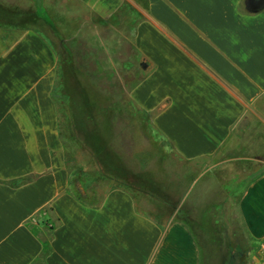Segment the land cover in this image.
<instances>
[{
	"label": "crops",
	"instance_id": "obj_1",
	"mask_svg": "<svg viewBox=\"0 0 264 264\" xmlns=\"http://www.w3.org/2000/svg\"><path fill=\"white\" fill-rule=\"evenodd\" d=\"M77 1L102 21L125 2L141 13L131 39L101 29L109 55L143 71L133 100L185 164L206 166L194 179L230 169L240 179L259 175L236 216L249 239L264 237V0ZM70 16L84 23V14ZM242 49L253 50L247 62ZM57 66L44 35L0 26V264H202L186 222L139 214L120 189L97 208L69 192L53 97ZM23 177L31 180L6 184Z\"/></svg>",
	"mask_w": 264,
	"mask_h": 264
},
{
	"label": "rangeland",
	"instance_id": "obj_2",
	"mask_svg": "<svg viewBox=\"0 0 264 264\" xmlns=\"http://www.w3.org/2000/svg\"><path fill=\"white\" fill-rule=\"evenodd\" d=\"M125 3L109 17L105 27L94 23L89 10L77 0H0V22L41 33L58 58H65L63 77L59 85L55 81L53 95L57 97L63 91L67 102L57 100L58 111L63 109L83 144L74 162L83 167L79 180L87 194L101 197L110 186L124 184L143 213L164 222L181 220L192 227L201 248L202 264H228L229 259L233 264H257L263 237L253 240L246 235L236 216L237 191L231 196L229 190L241 188L247 179L234 181L224 176L194 179L206 166L187 165L166 154L146 134L145 126L135 114L144 111L132 98V90L143 71L123 55L110 56L106 48L109 41L101 39L103 28L116 29L114 37L116 34L122 39L133 37L141 13ZM70 13L84 14V23H77ZM60 39L63 46L59 45ZM77 113L85 116L84 121L76 120L79 124L83 122L79 128L74 124ZM93 123L102 142L92 135ZM105 144L112 150V164L107 163L108 157L103 158L104 168L111 170L116 179H84V172L95 174L96 178L102 176L95 164L99 158H93L92 150L94 146L96 151L101 146L106 150ZM260 156L264 159V152ZM71 160L67 158L66 164L73 165ZM248 167L249 163L244 169ZM119 174L123 175L122 179L118 178Z\"/></svg>",
	"mask_w": 264,
	"mask_h": 264
},
{
	"label": "trees",
	"instance_id": "obj_3",
	"mask_svg": "<svg viewBox=\"0 0 264 264\" xmlns=\"http://www.w3.org/2000/svg\"><path fill=\"white\" fill-rule=\"evenodd\" d=\"M91 19L93 21H95L96 23H99V25L101 26H107L108 22L107 21H102L101 19H99L98 17L91 15ZM0 26H7L4 24H0ZM8 27V26H7ZM10 27H15V28H19V29H24L20 26H10ZM60 46H63V40L60 39ZM51 44V43H50ZM65 47V46H64ZM55 52V51H54ZM57 55V53H56ZM58 57V55H57ZM64 61L65 58L64 57H60L58 58V66H57V79H56V83L57 85H59L61 83V79L63 77V72H64ZM54 100L56 102H58L57 100H61V102L66 103L67 101L65 100V96L63 94V91L60 90L59 93L57 94V97L54 96ZM65 97V98H64ZM67 99V98H66ZM135 114L138 115L139 119L142 121L143 126H145V131L146 134L152 138L154 141L158 142V144L163 148V150L166 151V154H171L173 155L176 159H178L180 162H187L186 160L182 159L169 145L168 141L162 136L160 135L156 129L152 126V121H151V115L149 113H147L146 111H138ZM85 116L81 117V114L77 113L76 118L74 119V124L79 128V125H81L82 123H77L76 120L77 119H82L84 121ZM58 122H59V137H60V141L62 144V147L64 149V154H65V160L68 158H70L71 162H73V165H68V163L66 164V168L68 170V174H69V179H72L70 181V185H69V192H71L74 197H76V199H78L80 202H82L84 205L92 207V208H97L100 203L102 202L103 196L110 190L112 189H120L123 191H127L128 193L131 194L130 192V188L124 184H117L116 186H110L109 190L105 191L104 194L101 197H96L95 194L91 195V194H87L86 193V189L84 187V184L79 180V174L82 173V166L78 165L77 163L74 162L75 158L77 157L78 153L80 152V150L82 149L83 144L80 141V136L79 133L75 130H72L73 127L71 128V125L67 119V116L63 113V109L60 108L58 111ZM87 122V120H86ZM74 125V126H75ZM90 128H94V130L91 129L92 135L94 136V139L96 140H100L102 142V140L100 139L99 133L97 132V130L94 127V123L92 124V126ZM107 146L106 150L102 149L103 146H101L100 150L96 151L93 147L92 150V156L93 158H99L98 162L95 163L97 166H99L100 170L103 172V174H101L102 176H100V178H96L95 174H91L90 172H84L85 173V178L84 179H116V177L114 176L113 173H111L109 170H106V168H104V164H103V158L108 157V161L107 163H110V165L112 164V161L110 159L111 154V149L109 148L108 144H105ZM68 162V161H66ZM88 163V162H87ZM115 163V162H114ZM87 166V164H85ZM116 166V163H115ZM229 173L226 174V179L228 180L230 179H235L234 181H238V179H240L239 176L233 175L230 173V170L228 171ZM263 173V172H262ZM75 174H78V176H76ZM233 175V176H232ZM259 175H255L253 176L252 179H247L243 182L242 187L241 188H229V190L231 191V196L233 195V192L237 191V194L235 192V199H236V204L241 196V194L243 193V191L245 190V188L247 187V185L254 179H256ZM118 178L122 179L123 175L119 174ZM31 180V177H23V178H19L17 180H12L7 182L6 184L9 186H13V187H17L20 185H23L27 182H29ZM227 182V181H226ZM81 187V188H78ZM239 190V191H238ZM83 192V193H82ZM132 195V194H131ZM137 211L139 214H142L144 216H149L152 219H154V221H158L157 218L152 217L151 215L145 214L142 211H140L137 208ZM228 264H233V260L229 259Z\"/></svg>",
	"mask_w": 264,
	"mask_h": 264
},
{
	"label": "clouds",
	"instance_id": "obj_4",
	"mask_svg": "<svg viewBox=\"0 0 264 264\" xmlns=\"http://www.w3.org/2000/svg\"><path fill=\"white\" fill-rule=\"evenodd\" d=\"M229 43L233 47H237L240 44L239 36L236 33H230L228 36ZM253 50L244 51L243 49L240 52V60L241 62H247V60L252 56Z\"/></svg>",
	"mask_w": 264,
	"mask_h": 264
},
{
	"label": "built area",
	"instance_id": "obj_5",
	"mask_svg": "<svg viewBox=\"0 0 264 264\" xmlns=\"http://www.w3.org/2000/svg\"><path fill=\"white\" fill-rule=\"evenodd\" d=\"M257 264H264V237L261 240L260 245H259Z\"/></svg>",
	"mask_w": 264,
	"mask_h": 264
}]
</instances>
